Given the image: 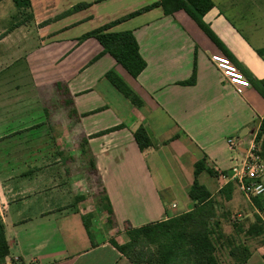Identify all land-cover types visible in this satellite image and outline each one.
<instances>
[{
  "label": "crops",
  "instance_id": "obj_1",
  "mask_svg": "<svg viewBox=\"0 0 264 264\" xmlns=\"http://www.w3.org/2000/svg\"><path fill=\"white\" fill-rule=\"evenodd\" d=\"M159 1L31 0L33 22L8 34L16 8L12 0L1 1L2 90H26L31 100L40 91L51 97L58 93L57 106L70 110L67 127L63 116L61 134L54 131L59 122L55 101L50 113L23 118L16 97L14 114H0V215L10 248L6 264H132L119 251L128 243L127 227L139 229L191 212L194 166L204 158L217 174L204 173L205 183H200L217 202L220 233L243 236L245 223L231 220L259 215L252 198L231 177L234 166L249 156L253 141L259 140L258 153L264 143V97L247 78L264 80V0H212L214 7L204 22L221 47L183 11L165 16L155 9L110 29L133 32L146 62L137 79L110 55L95 60L103 52L95 39L80 42L87 33ZM80 4L89 8L66 16ZM218 55L249 80L251 87L242 95L223 81L212 62ZM112 71L142 107L112 87L106 79ZM113 91L120 96L112 109L108 96ZM66 101L72 104L66 106ZM29 122L32 125L21 129ZM73 122L76 128L71 130ZM39 123L50 131L45 150L38 141L44 134ZM141 127L152 143L143 152L134 138ZM71 139L86 161L76 174L71 167L79 171V166L48 165L55 149L66 161ZM23 158L26 166L19 164ZM83 184L90 194L81 190ZM102 193L111 203L115 225L109 224L107 212L99 211L89 236L83 218L94 212L90 201ZM259 200L264 203V196ZM223 244L220 262L233 264ZM250 250L246 264H264V243Z\"/></svg>",
  "mask_w": 264,
  "mask_h": 264
},
{
  "label": "trees",
  "instance_id": "obj_2",
  "mask_svg": "<svg viewBox=\"0 0 264 264\" xmlns=\"http://www.w3.org/2000/svg\"><path fill=\"white\" fill-rule=\"evenodd\" d=\"M12 1L15 5L16 13L12 17V25L6 34L19 27L30 25L34 20L31 0ZM213 7L212 0H160L110 25L87 33L80 39V42L95 39L103 48L102 54L95 60L104 55H110L132 78L137 79L146 69V62L140 55L139 45L133 32L112 33L109 32L110 29L155 9H161L165 16H172L183 11L221 47L216 36L204 22V17ZM88 8L89 5L87 4L77 5L67 12L66 16ZM262 53L264 52H260V54ZM230 59L234 61L231 57ZM247 78L264 97V80L257 81L249 75ZM106 79L112 87L126 99H129L134 106L142 107L141 100L115 72H109L106 75ZM194 82L195 77L186 84L192 85ZM71 104L66 101V106ZM112 131L114 130L101 133L98 136ZM261 134L264 136V123ZM134 138L142 152L152 146L150 138L143 127L135 132ZM258 141L256 139V143ZM85 146H87V141L84 143ZM257 155L260 158H264V143L262 144L261 152L257 153ZM206 163L207 161L204 158L194 166V183L189 190V198L193 203L191 212L139 229L127 227L128 243L121 246L119 251L132 264H222L219 258V256L223 255V250L220 247L221 241L229 249V257L232 259L233 264H246L250 259V247L242 240L240 234L226 237L220 233V224L217 221L216 212L217 202L208 189L200 183V177L204 173H208L211 176L217 175L208 168ZM225 192L226 190L222 194H225ZM225 197L229 199L228 194ZM252 202L259 215L255 216L256 223L250 226L245 233V239H257L264 236V203L259 198H252ZM98 208L101 212H107L110 216L109 224L115 225L113 209L105 193H102L98 200ZM93 217V215H90L83 218L84 226L89 236H91V221ZM9 256L10 248L0 215V264H6Z\"/></svg>",
  "mask_w": 264,
  "mask_h": 264
},
{
  "label": "rangeland",
  "instance_id": "obj_3",
  "mask_svg": "<svg viewBox=\"0 0 264 264\" xmlns=\"http://www.w3.org/2000/svg\"><path fill=\"white\" fill-rule=\"evenodd\" d=\"M8 27V25H7ZM11 27V25H10ZM9 27V28H10ZM87 29V28H86ZM9 82V81H8ZM14 82H16V84H22L21 82H18V80H15ZM12 88H14L16 85H14L12 83ZM4 88V84L2 83V77L0 78V109H1V112L0 114L1 115H7V116H10L12 114H14L15 112V109H13V102L15 100V98L17 97V100L19 101V103L17 105H20L19 107L17 106V109H22L20 111H18V114H22V117L25 118V117H30V116H39L40 114H43V113H46V111H48V113L51 112V108H52V101H55L56 105L54 106L55 110H54V115L55 117L57 118V120H59V122H55V128H54V131L56 133H62V129H63V116H66V127L68 126V114L70 112L69 108L66 107V111L64 109H62L61 107L59 108L57 105V100L58 98L60 99L57 93V95L51 97L50 96V93L49 92H45V91H40L38 93V95L36 97H34L32 100L28 98V94L26 93V90L22 91V92H16L14 90H9V89H6L5 91L2 90ZM19 88H22V87H19ZM116 91H113L112 93V96H108V101H109V106L112 107L113 109V104H114V100L116 98H119L118 96V93H114ZM18 94V95H17ZM114 94H117V95H114ZM17 95V96H15ZM22 97V99H18L20 98V96ZM34 95V94H33ZM117 96V97H116ZM68 100V99H67ZM117 101V100H116ZM60 102V100H59ZM5 106H4V105ZM66 114V115H65ZM63 119V120H62ZM11 124H8L6 126H10ZM32 125V123H23V130L24 127L26 126H30ZM39 130L44 133V134H41L40 137L38 138V141H39V144L41 146V150H45L42 146H45L44 144L46 143V140H47V133L50 134V131L49 129L47 128L46 124H41L39 123ZM75 126L76 128V123H72V125L70 126V129L73 130V127ZM17 127H19V124L17 125ZM31 128V127H30ZM14 130V129H13ZM12 130V131H13ZM4 133V131H2ZM50 136V135H48ZM69 141V140H68ZM29 142V139L27 137H24L23 138V143L27 144ZM76 141L74 139H71V143L70 144H73L72 147L70 146V148H67L66 149V161L63 162V156L58 154L57 153V149H55V152H54V155L50 158L49 160V166H64L66 163V166H79V171L74 169V167H71V170H72V173H80V166H86V161H84L83 159V156H81L79 153H78V147H77V144H75ZM77 150V151H76ZM28 151V150H26ZM69 152H71V154H69ZM40 153V152H39ZM44 153L42 154H39L40 156L43 155ZM22 156H28V155H22ZM21 158V157H20ZM65 158V156H64ZM19 164H23V166H26L25 164V158H23V161H19ZM45 164V163H43ZM202 177V176H201ZM204 179L203 177L201 178L200 182L201 183H205L203 182ZM81 190H83L86 194H90V190H89V187L86 185H82L81 186ZM91 197H95L93 194L90 195ZM56 201V200H55ZM89 207L94 211L91 215H93L95 218V214L99 213V208H98V199L94 198L90 201V205ZM256 217L255 216H251V218L245 220V219H239L237 218V215L235 216V220H231V222H241L240 224H244L245 223V227H247L246 231L249 229L250 226L254 225L256 223ZM239 220H242V221H239ZM264 221V220H263ZM232 225V224H231ZM242 240H244L248 246L250 247H254V245H261L264 243V236L263 237H259L257 239H245V236H241Z\"/></svg>",
  "mask_w": 264,
  "mask_h": 264
},
{
  "label": "built area",
  "instance_id": "obj_4",
  "mask_svg": "<svg viewBox=\"0 0 264 264\" xmlns=\"http://www.w3.org/2000/svg\"><path fill=\"white\" fill-rule=\"evenodd\" d=\"M212 62L220 73L223 81L231 86L238 95L251 87L249 80L225 56L212 57ZM234 145L233 141H230ZM257 143L253 141L249 156L240 164L234 166L231 180L236 182L247 198L264 196V161L257 155Z\"/></svg>",
  "mask_w": 264,
  "mask_h": 264
}]
</instances>
